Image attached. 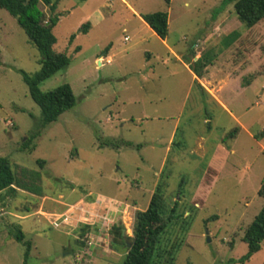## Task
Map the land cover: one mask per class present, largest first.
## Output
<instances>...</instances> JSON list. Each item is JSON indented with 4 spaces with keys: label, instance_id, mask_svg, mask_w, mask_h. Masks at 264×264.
I'll return each mask as SVG.
<instances>
[{
    "label": "rangeland",
    "instance_id": "obj_1",
    "mask_svg": "<svg viewBox=\"0 0 264 264\" xmlns=\"http://www.w3.org/2000/svg\"><path fill=\"white\" fill-rule=\"evenodd\" d=\"M54 1V50L71 64L40 89L70 85L77 104L47 127L22 75L39 72L42 56L0 9V157L32 190L0 193V264L24 263L18 227L32 245L28 264H123L128 252L114 227L82 236L75 220L60 229L53 222L65 206L108 196L129 204L111 214L132 237L135 213L159 185L184 214L161 239L162 264H242L244 233L264 207V21L244 26L239 0H126L135 12L123 0ZM157 12L169 14L166 40L140 18ZM202 56L205 86L184 66L195 74ZM239 74L222 93L228 112L211 94ZM245 264H264V243Z\"/></svg>",
    "mask_w": 264,
    "mask_h": 264
},
{
    "label": "trees",
    "instance_id": "obj_2",
    "mask_svg": "<svg viewBox=\"0 0 264 264\" xmlns=\"http://www.w3.org/2000/svg\"><path fill=\"white\" fill-rule=\"evenodd\" d=\"M164 1L170 7L172 0ZM41 4L49 9L50 15L41 10ZM58 4L59 1L54 0H0V9L8 11L17 20L30 43L39 50L42 56L39 72L35 75L22 72V75L29 88L31 98L42 111L45 127L57 122L63 114L72 110L77 104L70 85H63L49 92H43L40 89L42 83L59 72L65 71L71 64V59L67 54L57 53L54 50L57 38L53 31L59 22V15L56 14ZM235 11L244 26L249 29L253 28L264 21V0H239L235 4ZM142 18L157 36L162 40L167 39L169 34V14L167 12L146 14ZM90 28L91 23L88 22L81 27V31L87 33ZM74 39L75 35L71 37V42ZM79 50L78 48L77 51ZM192 57H194V53H192ZM184 59L192 62L193 58L186 56ZM205 59L202 56L194 63L195 75L199 78L203 77V73L198 71L199 66H207L204 63ZM200 88L204 91L201 86ZM235 135L236 132L232 137L234 138ZM18 190L32 191L19 182L9 159L0 157V192L8 191L10 196L15 197ZM258 194L264 199V181ZM183 216V213H179V203L176 202L173 205L168 203L164 191L159 185L152 196L148 209L138 210L135 213L132 237L124 235L122 226H116L113 229L114 241L127 248L128 253L123 264H162L169 251L159 248L161 239L163 235L169 233L171 227L180 224ZM89 230L90 227H84L82 236ZM14 236L26 248L23 264H28L32 245L30 241L26 240L21 227L16 229ZM242 240L248 245V252L241 259V263L245 264L262 250L264 207L248 226Z\"/></svg>",
    "mask_w": 264,
    "mask_h": 264
},
{
    "label": "built area",
    "instance_id": "obj_3",
    "mask_svg": "<svg viewBox=\"0 0 264 264\" xmlns=\"http://www.w3.org/2000/svg\"><path fill=\"white\" fill-rule=\"evenodd\" d=\"M126 41H128V39H126ZM104 204L105 202L103 199H97L89 206L84 202L70 206L64 214L55 219L53 226L56 229H60L63 226L69 225L72 220H75L77 224H83L85 227L88 226L91 228L100 226L101 229L107 228L110 230V228L114 227L115 221L109 217L110 211L107 209H110V207L108 206L106 209Z\"/></svg>",
    "mask_w": 264,
    "mask_h": 264
},
{
    "label": "crops",
    "instance_id": "obj_4",
    "mask_svg": "<svg viewBox=\"0 0 264 264\" xmlns=\"http://www.w3.org/2000/svg\"><path fill=\"white\" fill-rule=\"evenodd\" d=\"M123 2H126L131 8H132V10H133V7L126 1V0H123ZM134 11V10H133ZM135 12V11H134ZM142 16H140V18H141ZM142 20H143V18H142ZM144 21V20H143ZM144 24H146V22L144 21ZM146 26H148L147 24H146ZM93 26L91 25V28H92ZM148 28H150L149 26H148ZM151 29V28H150ZM152 30V29H151ZM126 39H128V38H126ZM180 57V56H179ZM178 57V58H179ZM104 57L103 56H101V57H98V59H97V62L99 63V65L100 66H102V63H103V61H104ZM179 59H181V58H179ZM100 60H102V62H100ZM199 60V59H198ZM197 60V61H198ZM108 63H111L112 62V59L109 57L108 58V61H107ZM184 66H185V68L193 75V78L194 79H196L200 84H202L203 86H205L204 85V82L205 81H207L206 79H205V77H204V74H203V77H201V78H199L198 76H196L194 73H193V71L190 69V67L187 65V64H184ZM239 76H240V74L237 76V78H235V79H233V78H228L226 81H224V83L222 84L223 85V87H222V90H221V92H219V95L218 96H216L215 97V95H213V94H211V96L213 97V98H215V100L218 102V104L220 105V106H222L224 109H226L228 112H229V109H228V106H227V104H226V102H225V99L224 98H222V93H223V91H224V89L226 88V85H227V83H228V81L229 82H233V81H239L240 82V78H239ZM221 85V86H222ZM239 85H240V88L242 89V87H241V83H239ZM201 86V85H200ZM202 87V86H201ZM202 88H204V87H202ZM206 90L208 91V92H211V89H208L207 87H206ZM203 92H205V89H204V91ZM231 115H233L234 116V114L233 113H230ZM235 117V116H234ZM236 118V117H235ZM237 119V118H236ZM250 135L251 136H253L254 138H255V136L252 134V133H250ZM257 137V136H256ZM1 193V192H0ZM96 199H105V200H108V202H110V201H114V202H116V203H118V204H120V207H117V205H113L112 204V209L111 210H109L110 211V214H109V217L111 218V219H113L114 218V215L113 214H111V212H112V210L115 212V213H117L118 215H119V217L121 216V214H122V205L123 204H125V207H129L128 205V203L127 202H123V201H121V200H117V199H114V198H111V197H108V196H100V195H98L97 196V198ZM70 206H72V205H69V206H65L66 208H67V210H68V207H70ZM66 210V211H67ZM65 213V212H64ZM64 213H62V214H64ZM3 214H4V212H3ZM62 214H60V215H62ZM59 215V216H60ZM111 216H113V217H111ZM114 220V219H113ZM122 222L121 223H116V221H115V225H114V227L115 226H122ZM23 231V230H22ZM123 233H124V235L126 234V231L125 230H123Z\"/></svg>",
    "mask_w": 264,
    "mask_h": 264
},
{
    "label": "water",
    "instance_id": "obj_5",
    "mask_svg": "<svg viewBox=\"0 0 264 264\" xmlns=\"http://www.w3.org/2000/svg\"><path fill=\"white\" fill-rule=\"evenodd\" d=\"M129 248H131V245H129Z\"/></svg>",
    "mask_w": 264,
    "mask_h": 264
}]
</instances>
